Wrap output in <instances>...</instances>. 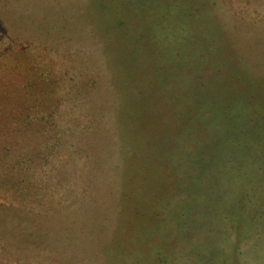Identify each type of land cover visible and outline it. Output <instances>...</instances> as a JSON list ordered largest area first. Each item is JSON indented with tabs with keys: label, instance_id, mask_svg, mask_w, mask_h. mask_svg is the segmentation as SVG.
I'll use <instances>...</instances> for the list:
<instances>
[{
	"label": "rangeland",
	"instance_id": "obj_1",
	"mask_svg": "<svg viewBox=\"0 0 264 264\" xmlns=\"http://www.w3.org/2000/svg\"><path fill=\"white\" fill-rule=\"evenodd\" d=\"M0 87V264H264V0H0Z\"/></svg>",
	"mask_w": 264,
	"mask_h": 264
},
{
	"label": "trees",
	"instance_id": "obj_2",
	"mask_svg": "<svg viewBox=\"0 0 264 264\" xmlns=\"http://www.w3.org/2000/svg\"><path fill=\"white\" fill-rule=\"evenodd\" d=\"M185 1H187V2H194V0H185ZM0 91H3L1 87H0ZM0 93H2V92H0ZM3 94H4V93H3ZM0 105H1V104H0Z\"/></svg>",
	"mask_w": 264,
	"mask_h": 264
}]
</instances>
